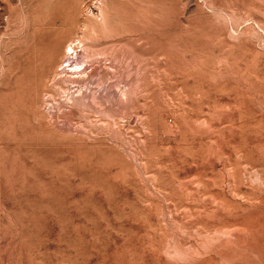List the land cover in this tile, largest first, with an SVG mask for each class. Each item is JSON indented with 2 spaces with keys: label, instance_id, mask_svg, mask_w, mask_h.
<instances>
[{
  "label": "rangeland",
  "instance_id": "obj_1",
  "mask_svg": "<svg viewBox=\"0 0 264 264\" xmlns=\"http://www.w3.org/2000/svg\"><path fill=\"white\" fill-rule=\"evenodd\" d=\"M70 41L133 110L59 96ZM0 264H264V0H0Z\"/></svg>",
  "mask_w": 264,
  "mask_h": 264
},
{
  "label": "bare ground",
  "instance_id": "obj_2",
  "mask_svg": "<svg viewBox=\"0 0 264 264\" xmlns=\"http://www.w3.org/2000/svg\"><path fill=\"white\" fill-rule=\"evenodd\" d=\"M73 42L74 41H70L65 45L61 61L58 65L61 66V70L59 69L57 74H55L51 80V86L57 89L56 91L60 93L59 96L61 97V95L66 94L72 99H78L80 97L78 99V103L83 105H98L101 110H106L109 115L113 116H117L118 112L126 114L127 112L133 110L130 106L133 102V99L136 98L134 95L136 91V84L134 83L133 79L135 76L136 78L138 77L137 79L140 77L134 74V51L132 49L117 48V45H112L110 46L111 51L106 53L108 48L102 49V47L99 45H95L90 42H84L82 44L84 49L82 53H80V51L77 49V45ZM81 49L82 47L80 50ZM70 50H72V52H76L77 54L80 53L79 55H81L77 57L76 64L70 62ZM127 58L128 61H125ZM67 60L69 61L68 66H73L74 69L71 70L67 68L66 65H64V62ZM95 60H103V62L96 66L94 63L93 66L91 61ZM88 62H90L92 66L89 65ZM83 64L88 65H85L84 68H80ZM102 65L105 67H102ZM89 66L91 67L89 68ZM120 66H124L127 69L128 74H130L129 81L132 80V82L128 86L121 87L120 94H117L116 89L114 87L111 88V84L109 85V88L104 84V82L106 79H113L115 81L114 83H116L117 68ZM61 72H63V74H61ZM83 74L93 75V78H88L87 80L83 78L80 79L81 76L83 77ZM95 82L96 84L93 85ZM91 87H94L93 91L87 92L88 88ZM51 91L53 92V90ZM77 91H80L81 94L79 92L80 95H76L75 92ZM52 92H49V96L45 94L47 99H51V96H54V93ZM117 95L120 96L117 98Z\"/></svg>",
  "mask_w": 264,
  "mask_h": 264
}]
</instances>
